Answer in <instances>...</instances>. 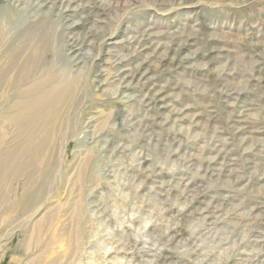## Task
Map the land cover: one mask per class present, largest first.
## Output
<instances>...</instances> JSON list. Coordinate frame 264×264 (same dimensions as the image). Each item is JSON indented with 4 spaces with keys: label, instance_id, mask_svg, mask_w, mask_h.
Listing matches in <instances>:
<instances>
[{
    "label": "rangeland",
    "instance_id": "374dc122",
    "mask_svg": "<svg viewBox=\"0 0 264 264\" xmlns=\"http://www.w3.org/2000/svg\"><path fill=\"white\" fill-rule=\"evenodd\" d=\"M17 1L13 36L45 24L62 66L76 38L88 76L65 158L96 176L75 264H264V0Z\"/></svg>",
    "mask_w": 264,
    "mask_h": 264
},
{
    "label": "bare ground",
    "instance_id": "6f19581e",
    "mask_svg": "<svg viewBox=\"0 0 264 264\" xmlns=\"http://www.w3.org/2000/svg\"><path fill=\"white\" fill-rule=\"evenodd\" d=\"M31 27L13 30V36L0 18V261L8 252V264H75L94 229L86 198L96 176L89 173V153L70 168L65 158L70 140L80 145L78 137L86 135L80 110L88 76L78 51L67 54L76 38L65 41L67 66L56 65L52 29ZM47 53L52 57L46 59ZM16 234L27 249L14 256L9 251ZM169 259L163 255L158 264Z\"/></svg>",
    "mask_w": 264,
    "mask_h": 264
}]
</instances>
